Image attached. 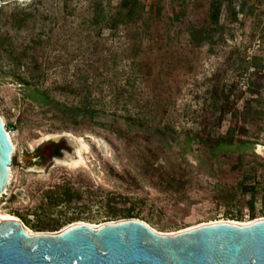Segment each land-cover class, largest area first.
<instances>
[{
    "label": "rangeland",
    "instance_id": "1",
    "mask_svg": "<svg viewBox=\"0 0 264 264\" xmlns=\"http://www.w3.org/2000/svg\"><path fill=\"white\" fill-rule=\"evenodd\" d=\"M138 1L149 31L130 43L123 29L106 28L98 50L73 44L69 35L77 41L86 29L76 15L12 31L16 43L54 35L32 51L48 66L39 88L54 103L91 110L77 119L45 105L47 97L9 74L12 64L0 54V115L16 146L0 212L33 232L128 213L165 233L264 217V154L255 150L264 147V0H243L235 22L225 12L231 34L201 46L189 42L187 28L207 22L210 0ZM231 127L237 142L219 151L217 139L201 140ZM79 138L89 147L87 165H52L42 156L51 147L53 156L71 160Z\"/></svg>",
    "mask_w": 264,
    "mask_h": 264
},
{
    "label": "water",
    "instance_id": "2",
    "mask_svg": "<svg viewBox=\"0 0 264 264\" xmlns=\"http://www.w3.org/2000/svg\"><path fill=\"white\" fill-rule=\"evenodd\" d=\"M13 153L0 115V196L10 181ZM57 161L65 160L52 165ZM0 264H264V219L216 221L168 234L136 218L35 233L20 219L0 218Z\"/></svg>",
    "mask_w": 264,
    "mask_h": 264
},
{
    "label": "trees",
    "instance_id": "3",
    "mask_svg": "<svg viewBox=\"0 0 264 264\" xmlns=\"http://www.w3.org/2000/svg\"><path fill=\"white\" fill-rule=\"evenodd\" d=\"M2 1V0H1ZM138 0H118L116 4L113 0H27L19 3L18 0H10L0 3V54H5L10 66L9 74L14 76L19 83L25 86H35L37 90L47 97L45 105H54L60 107V110L69 114L75 119L83 114H89L90 109L86 105L70 106L68 104L54 103L49 96L48 90H41L39 87L44 83L45 73L47 69L46 63L42 64L40 55L34 54L40 48H45L46 44H50L54 39V35H50L46 42L41 40V37L46 33L38 34L36 38L27 39L16 43L14 41V32L27 30L31 24L38 20L44 22H52L59 24V20L65 22L70 15H76L80 18L79 22L83 24L86 29L77 32L82 36L81 39L75 41V35L70 34L67 40L73 44L79 43V46H87V49H99L100 39L104 35L106 28L110 29L113 34H119L120 29H123L125 39L130 43L132 40L144 38L147 31H149L150 16L141 7ZM14 5V12H4L7 7ZM231 22L238 20L239 14L244 12L243 0H210L208 8L207 22L204 25L190 23L187 28L189 35V42L194 46H201L209 43L216 44L222 38L225 40L226 34H231V29L226 27L223 22L225 15ZM52 32L54 29H51ZM227 30V31H226ZM81 31H84L81 33ZM219 36L217 37V35ZM220 38V39H216ZM217 40V41H215ZM76 43V44H77ZM255 66V64L253 63ZM21 70L23 72H21ZM251 87V85H250ZM59 88V87H58ZM63 89L66 91L67 88ZM62 89V90H63ZM222 118H220L221 120ZM142 123L141 119L136 120V124ZM234 128L228 129L226 135L222 137L209 136L201 137L204 143H211L216 140L215 151H219L222 144L237 142V137ZM58 200V197H56ZM60 200V197H59ZM22 218V217H21ZM125 219L139 218L138 215L128 213ZM23 219V218H22ZM255 216H252V220ZM241 221V219H237ZM23 221L26 223L25 219ZM73 222V221H72ZM71 222V223H72ZM60 227H54L52 231H58ZM44 231V230H39Z\"/></svg>",
    "mask_w": 264,
    "mask_h": 264
},
{
    "label": "bare ground",
    "instance_id": "4",
    "mask_svg": "<svg viewBox=\"0 0 264 264\" xmlns=\"http://www.w3.org/2000/svg\"><path fill=\"white\" fill-rule=\"evenodd\" d=\"M8 133H9V136L11 138V141H12V144H13V147H14V152H15V150H16L15 143H14V141L12 139L11 133L9 131H8ZM77 143H78V149L76 150V154L77 155L73 159H71V160L63 161V163L65 165H67L68 167H70V168H78V167L87 165V160H86V157H85L84 153L89 150V147H88L87 143L83 140V138H79L77 140ZM259 151L264 154V148L261 147L259 149ZM10 176H11V170H10ZM3 193H5V191ZM0 218H2V219H5V218L19 219L15 215H12V214H3L1 212H0ZM258 219H264V217L258 218ZM230 221L238 222L240 224H248V223L252 222V221H246V222L240 221L239 222L237 220H230ZM203 224H206V223H202V224H199L197 226H200V225H203ZM93 225L98 226L99 224H93ZM197 226H195V227H197ZM192 228H194V227H190V228H187V229H183L181 231L188 230V229H192ZM153 229L155 231H157V232H160V231L156 230L155 228H153ZM28 231L31 232V233H35L32 230H30L29 228H28ZM177 232H180V230L179 231H176V232H168V234H173V233H177ZM160 233H165V232H160Z\"/></svg>",
    "mask_w": 264,
    "mask_h": 264
},
{
    "label": "flooded vegetation",
    "instance_id": "5",
    "mask_svg": "<svg viewBox=\"0 0 264 264\" xmlns=\"http://www.w3.org/2000/svg\"><path fill=\"white\" fill-rule=\"evenodd\" d=\"M55 151L56 150L52 149L51 147H50V149H49V147H47L46 150L43 152V155L42 156L50 157L51 158V163L50 164H52L53 163V160L56 159V158H58L57 156H53V154H54ZM39 158H40V155H37L36 156V159H39ZM36 168L40 170L42 167L39 166V165H36Z\"/></svg>",
    "mask_w": 264,
    "mask_h": 264
}]
</instances>
